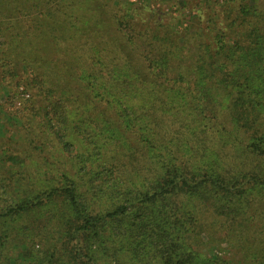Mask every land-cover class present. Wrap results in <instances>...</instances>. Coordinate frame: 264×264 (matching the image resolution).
Masks as SVG:
<instances>
[{
    "label": "trees",
    "instance_id": "16d2710c",
    "mask_svg": "<svg viewBox=\"0 0 264 264\" xmlns=\"http://www.w3.org/2000/svg\"><path fill=\"white\" fill-rule=\"evenodd\" d=\"M198 1L204 10L199 4L194 28L181 31H160V25L140 30L137 14L123 10L122 0L0 1L24 15L48 8L32 30L7 24L10 33L0 25V91L4 80L19 75L10 71L32 64L17 46L31 34L56 46L70 38L88 41L94 26L74 31L67 25L89 24L79 12L103 23L102 13L110 11L125 38L114 61L81 70L95 86L97 103L116 111V119L102 122L114 130L106 141L98 138L106 130L99 123L89 124L95 138L83 141V123L91 118L61 119L55 89H44L35 67L28 72L24 85L36 91L11 116L33 128L31 137L38 132L50 152L58 150L65 167L45 172L38 187L7 178L0 159V258L10 239L21 244L0 264L53 263V252L30 247L33 238H55L56 226H45L48 236L28 234L32 246L16 227L46 207L59 215L55 223L66 220L71 228L59 250L65 264H264V0ZM98 41L92 38L89 46ZM122 43L143 48L145 65L134 64ZM94 50L101 61L102 49ZM90 72L111 74L100 84ZM5 131L0 122V133ZM132 132L136 138L128 142L125 134ZM5 149L0 146L2 154ZM11 157L19 158V169L26 165Z\"/></svg>",
    "mask_w": 264,
    "mask_h": 264
},
{
    "label": "rangeland",
    "instance_id": "374dc122",
    "mask_svg": "<svg viewBox=\"0 0 264 264\" xmlns=\"http://www.w3.org/2000/svg\"><path fill=\"white\" fill-rule=\"evenodd\" d=\"M4 1H6L7 3L8 0ZM222 1L223 0H220V3H222ZM6 3L4 6L0 4V8H3L2 11H0V25L5 24L4 27H6L8 24L10 25L11 29L15 24H20V26L22 25L23 27H28L29 30L34 29L36 27L35 17H40V13L44 14L48 10V8H44L41 11H28V13L24 15L19 9L14 8L13 10L6 8ZM15 4L17 3H13L10 5L14 7ZM199 4L200 10H204V4L199 3L198 0H187V4L183 3L182 0H122L123 10H134L137 14V28H140V30L153 29L156 25H160V31H167V27L171 30L176 31L190 29L191 24L194 28L195 22H197L195 16L198 12L197 7L199 6ZM107 12L102 13L101 15L103 17L100 20H103V23H95L93 18H90L91 14L87 11L79 12V19L85 20V22H89L88 25H71V23L67 24L66 22H64L70 27L73 26L74 31L78 30V28L94 26L95 29L94 31H92L94 34H92L91 32L88 33L90 36V39L88 41L85 40V36L83 35L84 39H82V42H80L78 38H70V40L64 38L66 40L60 41V46H56L55 44H53L52 39L47 42L44 39L33 37V34H31L28 39L18 42L17 46L19 50H27L26 54L27 56H30L31 60H33L31 65L34 66H31L26 62H23L21 63V65L16 66V69L10 72H18L19 75L16 78L11 79L10 77H8L6 80H4L3 83L6 86L5 90L0 91V122L5 123L7 128V131H5L6 136H4L3 133H0V146H2L3 148H7L5 149L7 150L6 153L2 154V151L0 152V155H2L0 159L3 162V173L7 178H22L21 181L23 184L28 182L30 185L36 184L38 187H43L41 185L43 184L41 179L46 178L45 172H48L51 175L53 168L58 166H61V168L65 167L61 165L64 160H62L61 154L58 150L55 151L50 148V150L52 151L50 152L46 147V145L48 144L45 142L42 136L37 134L38 132L31 137L30 133L33 131V128L30 125H27L26 122H23V124H21L20 121L16 122L11 116V114H14L15 111L23 105V102H25V100L29 98L24 94L28 93L30 95L36 91L35 88H28L24 85V82H26V78L28 77V72H34V67L39 71L38 73L36 72L37 75H35L36 77H38V80L45 79L44 89L49 87L55 89V91L53 89L54 92H52V100L53 102L58 103V106H60L58 115L61 119L65 116V114H71L69 118L73 117L75 119L81 116L84 117L85 114L86 116L91 118V120L88 119L83 123L87 124L88 126L85 129V134H82L84 135L83 141L89 142L90 140L95 138L94 133H91V136H89V133L91 132L90 125L94 126V124L96 123L103 125L106 129L98 138L106 141V138H108L109 134H112V132H114V130L111 129L108 124L104 125L102 122L104 121V119L109 117L116 119L117 117H114L113 115L116 111L113 110V108L107 109L108 107L106 108L102 103H97L96 99H94L95 86L93 83L90 84L92 81L91 78H86L81 71L83 68H90L93 71L100 66L103 68L106 60L110 59V61H114L116 59L115 56H119L118 48L121 51L122 55V50L120 49V47H118V45L119 42L123 41L125 38L123 37L120 30L115 27L113 21L109 17L110 11ZM52 14H54L53 10ZM57 15L61 16V12L59 11ZM53 17H55V15ZM62 25L64 26L63 23ZM11 29H8L6 27L5 31L12 33ZM69 33L71 34V32ZM92 38H97L100 41L96 42L93 46H89V44H91L90 42ZM42 44H44V46ZM125 46H127V49H130V51H132L134 59L132 61L134 62V64L137 62H141V65H145L146 62L143 60V48L138 47V49L135 51V49H132L131 44L128 43L127 45L125 44L124 47ZM96 47L102 49L100 50V52L102 53L101 61L97 60L95 57L96 52L94 49ZM188 54L190 53L186 52L185 56L189 57ZM94 57L95 59L91 61V59ZM112 64L113 63L111 62L108 63V67L106 68V70H108V68L111 70ZM173 64H175V62ZM1 72L3 71L1 70ZM90 73L98 75L100 84L105 80H109V74H111V72ZM36 83V80L32 82L33 85ZM35 86H37V84ZM135 101L136 100H134V102ZM134 106H137V103L134 104ZM62 109H65L64 111H68L64 113L62 112ZM98 111H103V113L105 111V114L99 113L101 115H97L96 112ZM7 117H9V119ZM10 123H12V126ZM15 132L16 134L20 135H16L14 140L12 141L9 138V134H13ZM131 134L132 136L128 135V133L125 134L128 142L136 138V135L133 132ZM51 139L53 140L52 136ZM114 143H117V141L115 140ZM106 147H109V144H107ZM73 153L74 150L72 154ZM9 155H17L20 158L24 159L27 166L23 164L21 169H19L15 163V160L18 161L19 158H7ZM66 162L69 161L66 160ZM24 170H27L28 172ZM14 171H18L20 172V174L16 176L14 174ZM54 179L56 180V178ZM58 216L59 215L56 213L53 207H46L45 210H41L37 214L31 213L26 217V221L22 222L23 226L17 224L16 227H21V237H23L24 240H28V242L32 246V239L26 237L28 234L32 233L31 236H36L40 233L48 236V234H46L47 228L45 226L47 224L56 226L57 231L54 234L56 235L55 238L53 237V239H50V242L48 243L44 239L40 240L39 238H33V240H35V243H33V247L30 248L35 252L39 249H42L43 255L44 253L53 252L54 256L50 259V261H53L52 264H65V257L59 256L61 255V252H63V243H66L68 241L66 240V237L71 228L67 225V223H65L66 220H64L63 222L58 221L55 223V219ZM20 222L21 220L18 221V223ZM25 225L29 226V230H25ZM22 230H24L26 233H24ZM37 240H40L41 242ZM3 249L4 247L2 248V250ZM20 250L21 244L10 239L7 242V246L5 247V249L1 251L2 255L0 259H3L5 254H18ZM30 251L31 250H29V253L32 254L33 252ZM25 264H28V262L26 261ZM35 264H51V262L38 260L35 262Z\"/></svg>",
    "mask_w": 264,
    "mask_h": 264
},
{
    "label": "built area",
    "instance_id": "2783aa9c",
    "mask_svg": "<svg viewBox=\"0 0 264 264\" xmlns=\"http://www.w3.org/2000/svg\"><path fill=\"white\" fill-rule=\"evenodd\" d=\"M26 97H28L29 96V94L28 93H26V94H24Z\"/></svg>",
    "mask_w": 264,
    "mask_h": 264
}]
</instances>
